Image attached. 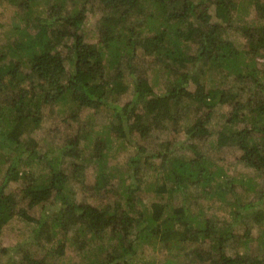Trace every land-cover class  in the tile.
Instances as JSON below:
<instances>
[{
	"label": "trees",
	"instance_id": "16d2710c",
	"mask_svg": "<svg viewBox=\"0 0 264 264\" xmlns=\"http://www.w3.org/2000/svg\"><path fill=\"white\" fill-rule=\"evenodd\" d=\"M0 1L20 8L23 26H13L20 40L0 42V230L14 217L35 223L47 233L46 255L63 256L71 244L89 264H170L136 255V246L143 249L153 238L170 250L178 242H197L187 256L208 264H264V256L253 261L223 249L237 240L236 223L251 219L264 229V188L255 190L251 179L227 175L200 148L213 133V108L228 106L213 147H236L239 161L264 182V67H259L264 65V0H98L102 8L93 29L86 26L96 13L90 0ZM246 5L257 18L235 24L234 13ZM232 29L244 36L243 48L227 38ZM126 96L121 106L110 103ZM55 103L63 106L58 112L68 110L75 120L82 108L107 109L114 122L93 134L86 124L78 125L65 143L41 151L35 131ZM167 123L184 136L149 150L150 135ZM113 138L123 149L131 147L130 175L116 178L120 191L107 190L114 199L77 200L70 184L86 187L87 161L98 166L90 187L109 182ZM82 139L93 143L86 157ZM146 167L154 178L140 185L137 176ZM20 179L26 204L16 207L4 189ZM237 183L247 184L244 192L253 196L238 194ZM190 188L200 189L206 201L228 203L234 221L191 214L185 198L179 205L169 200ZM142 192L155 199L143 202ZM34 207L41 208L38 217L28 211ZM105 233L109 245L97 244L91 257L87 245ZM203 241H210L209 249H200ZM261 243L264 247V235ZM107 247L112 254L105 255ZM11 264L41 261L24 254Z\"/></svg>",
	"mask_w": 264,
	"mask_h": 264
},
{
	"label": "rangeland",
	"instance_id": "374dc122",
	"mask_svg": "<svg viewBox=\"0 0 264 264\" xmlns=\"http://www.w3.org/2000/svg\"><path fill=\"white\" fill-rule=\"evenodd\" d=\"M96 9L95 15L91 14L88 18L89 20L86 23L88 29H93L96 21V17L102 8L100 2L98 0H90ZM42 7V6H41ZM40 7V9H41ZM99 12H98V11ZM20 12L19 7H15L9 5L6 1H0V42L5 41H14L20 40L18 37L20 35L13 31V26L19 24V27L22 28V24L19 22L18 13ZM234 23L238 24L239 22H251L255 21L257 18L255 15V11L252 8V5H246L240 11L234 13ZM241 19V20H240ZM240 20V21H239ZM227 38L231 39L234 44L243 48L246 40L241 33L234 31L233 29L229 31ZM259 66V65H258ZM259 67H264L259 66ZM70 68L67 67V71ZM218 81L221 78L217 79ZM233 80L227 81L224 85L230 86ZM236 83V82H235ZM129 98V97H128ZM126 97H118L110 101L111 104H118L121 106L126 101H128ZM1 100L3 98L1 97ZM63 108L62 104L55 103L50 108L47 107L45 109V114L43 120L41 122L40 127L35 131L37 137L40 140L39 149L41 151H48L55 148L57 145L65 143L67 137L73 136L77 133V126L81 124H86L87 131L93 132L96 131H104L105 125L111 121L114 122V118L112 116L111 111H107V109H99L93 110L90 108H82L77 114V119H72L70 111H65L64 113L58 112ZM213 118L211 119L209 126L213 133L208 136V139L205 142H200L202 145L200 148L211 156V159H214L215 163L221 166L227 175L233 176L236 178H243L245 181L248 179L252 180V184H255V190H261L264 188L263 178L252 168L245 166L242 162L239 161L238 156L240 154L239 150L233 146H223L220 148L213 147V143L216 140V132L220 129L223 123V112L227 111L228 106L219 105L213 108ZM185 123L184 121H182ZM107 132H103L105 134ZM94 136V135H92ZM149 138V146L147 147L149 150L159 148V144L170 140L172 144L179 140L184 136L183 131L180 133L172 130V127L169 123L164 125L162 129L154 131ZM113 148L109 151L107 156V168L106 170L111 171V176L109 177V182H105L102 187H90L94 182L95 174L98 172L97 163L94 161L86 162V187L83 184L76 183L70 184V189L75 194L77 200L79 201H88L92 204L105 202L109 199L115 198V193L120 191V184H118V177H126L129 170L126 166V160L130 153L132 152L131 147H127L123 149L121 144L118 143V140L113 138L112 140ZM79 146L82 149L81 156L86 157L91 155V149L93 146L92 141H88L86 139H82L79 142ZM92 160V159H91ZM156 162H159V159H155ZM79 161V160H78ZM214 163V164H215ZM152 170L150 168L142 171V175H138L140 178L141 184L144 185V180H152L154 178ZM2 178L0 175V182ZM23 179L19 181H10L5 186V193H11L16 200V207L25 206V200L21 198L19 193L20 187L23 185ZM147 182V181H146ZM90 184V185H89ZM89 185V187H88ZM247 184L237 183V192L243 198H246L249 194L253 196L252 193L244 192V188ZM114 187L116 189H114ZM144 187V186H143ZM114 189L107 193V190ZM198 188H190L184 194H173L169 199L173 204L179 205L183 202V198H185V203L187 207H189V212L191 214H199L200 212L204 213V218H211L214 221H234L230 210L232 207L228 205V203L224 201H220L219 199H214L213 201L204 200L203 195L199 192ZM105 191V192H104ZM140 199L143 202L150 203L152 198L155 199L153 194L138 193ZM163 196L166 197V194ZM229 200L232 199L228 196ZM166 199V198H164ZM31 215L38 217L41 212L40 207H34L28 210ZM247 223H236V229L234 232H237L238 238L233 243L228 241L223 247L224 251L227 255L230 256H243L244 258H248L249 260L261 259L264 256V247L261 243L264 235V229L260 228L256 225L251 219H247ZM221 223L220 225H222ZM218 225L219 228L221 226ZM140 226V225H139ZM248 230V234H246L245 230ZM47 233H42L41 229L35 223H28L21 218L14 217L9 220L4 227L0 230V264H11L15 261H21L24 254L30 255L32 258L38 259L41 261V264H89V260L86 259L83 252L77 248L75 245H68L64 250L63 256H56L54 258L49 257L50 255H46L48 251L47 244ZM109 234L105 233L101 239H93L90 244L87 245L91 249L87 250V253L91 255V257H95L97 253V244L109 245L110 240H108ZM90 237L87 235L84 240H89ZM196 243L186 242H178L176 247L173 249H166L164 244L158 243L156 238H153L150 245H146L143 249L139 248L137 245V252L142 253L143 260L146 261H159L164 262L165 260H170V264H208L206 262H202L201 259H197L194 256H187V252L196 246ZM200 249H209L210 241H203L200 243ZM155 245V246H153ZM192 246V247H191ZM109 251V247H107ZM105 252V255L112 254L110 251ZM129 255L127 256V258ZM250 262V261H249ZM252 263V262H251ZM104 264V263H103Z\"/></svg>",
	"mask_w": 264,
	"mask_h": 264
}]
</instances>
